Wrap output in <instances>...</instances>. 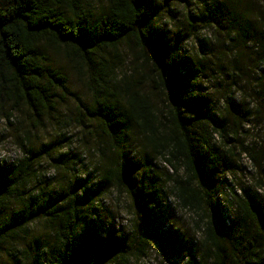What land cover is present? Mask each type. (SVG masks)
<instances>
[{
  "label": "trees",
  "instance_id": "16d2710c",
  "mask_svg": "<svg viewBox=\"0 0 264 264\" xmlns=\"http://www.w3.org/2000/svg\"><path fill=\"white\" fill-rule=\"evenodd\" d=\"M183 2L187 22L169 34L160 18L170 0H0L7 119L25 109L33 126L58 121L69 77L51 54L61 55L86 77L92 102L75 94L74 120L90 133L83 151L96 155L76 174L81 155L61 151L60 138L38 146L25 135L28 154L0 159L7 264H129L154 244L166 264H264V137H245L248 122L264 132V0ZM198 25L208 36L191 52ZM251 62L263 65L253 83ZM243 154L260 173L252 184L238 176ZM45 157L51 176L33 168ZM114 189L131 198L127 229L103 219ZM175 206L193 212L196 238L174 227Z\"/></svg>",
  "mask_w": 264,
  "mask_h": 264
},
{
  "label": "rangeland",
  "instance_id": "374dc122",
  "mask_svg": "<svg viewBox=\"0 0 264 264\" xmlns=\"http://www.w3.org/2000/svg\"><path fill=\"white\" fill-rule=\"evenodd\" d=\"M171 1V9L168 11H162V19L160 18V26H162L165 31L169 34L174 33L176 27L181 26L184 27L186 24V12L190 9H187L185 6V2L183 0H170ZM175 10L174 16L169 14V11ZM200 24V23H199ZM192 27L188 28L190 30ZM212 30V29H210ZM209 29L203 25H198L196 28V33L190 37L186 43L185 47L187 50L193 52L196 51L199 47V41L197 37H203L205 35L208 36ZM52 63L61 68L63 72H65L69 77L68 89L69 92H66L65 102L63 103V111L58 112V115L61 114L57 119L50 118L46 116L41 123L33 126L30 121L31 115L28 110L14 111L13 115L10 119H7L6 113L12 110L10 104L5 101L2 102L0 100V159L4 160L8 163L15 162L17 159L28 154L23 151V148L20 146L21 140L24 142L26 138L27 144L31 143L32 145H40L41 143L50 142L54 139H61L57 145L62 147L61 151L68 152L71 155L79 154L81 155V165L78 166V170L75 169V173L83 174L86 170H91L92 162L96 158L95 153L87 151L84 152L85 143L91 145L90 143V133L86 130H82L78 124L74 120L75 113L77 111L75 103H77V99L75 98V94L81 95L83 100L92 102L91 94L88 93L87 85H86V77L82 72L75 71L74 67L61 55L51 54ZM131 56V55H130ZM133 58H130L124 62V64L120 67L122 70L129 71V69L133 66L134 63ZM212 64V63H211ZM248 68L251 70V81L252 83L258 78L263 70V65H257L256 62H251ZM203 81L204 89L209 90V83L206 80ZM214 90V87H212ZM239 93V92H238ZM27 118V119H26ZM62 121H70V123L62 124L59 123ZM11 122V123H10ZM248 128L246 137V142H254L252 140H258L256 142H261L263 139L264 132L257 126H254L253 123L248 122V125L245 126ZM27 135V137H25ZM64 136V138H62ZM66 136V137H65ZM25 137V138H24ZM83 140L85 141L83 145ZM47 157V155H46ZM41 159L40 162H35L33 168H35L39 174L42 171L46 172L48 175H52L54 173V168H52L49 164L48 158ZM158 167L161 169L162 167L167 171V173H171V167L163 160H159ZM239 164L241 167L245 169L243 171H238V176L245 179V181L249 184H252V178L259 176L260 173L256 169L250 168V163L248 158L243 154L240 157ZM89 167V168H88ZM88 168V169H86ZM166 173V174H167ZM43 180V179H42ZM35 180L33 179V183L31 186H35ZM44 183V181H43ZM41 186H45L44 184H40ZM105 207L103 210V219L105 223H108L111 220L113 223L117 224V226L123 227L127 229L130 225L131 219L133 218L131 214V198L126 191H119L117 189L111 190L106 193L104 196ZM169 202L173 204L176 201L174 196H170L168 199ZM191 213L190 210H182L175 206V208L171 209V219L174 227L178 228L179 231L183 235L194 236L196 238L195 233L192 232V224L193 219H190ZM115 218V219H114ZM43 221L37 222L34 224L32 230L34 232H44V227L42 226ZM8 259L7 251L2 246L0 247V264H7L6 261ZM163 255L160 253L158 248L154 245L151 246L148 255L143 256L141 259H132L129 264H166L163 260Z\"/></svg>",
  "mask_w": 264,
  "mask_h": 264
}]
</instances>
